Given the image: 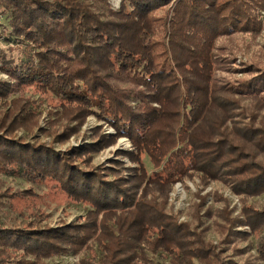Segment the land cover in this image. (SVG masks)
<instances>
[{
	"label": "trees",
	"instance_id": "obj_1",
	"mask_svg": "<svg viewBox=\"0 0 264 264\" xmlns=\"http://www.w3.org/2000/svg\"><path fill=\"white\" fill-rule=\"evenodd\" d=\"M226 1L121 0L112 10L107 0H0V41L19 49L17 57L7 59V49L0 48V70L9 78L0 79V100L16 81L21 87L32 82L63 102L90 104V111L114 126L115 138L127 137L148 160L141 159L126 177L112 170L110 178H102L88 164L80 168L71 161L104 147L106 135L96 134L63 154L23 146L8 137L20 129L15 116L25 106L1 108L0 168L12 165L3 169L14 179L53 177L73 199L90 206V216L101 219L37 228L0 218V264H41L61 249L77 254L71 245L86 251L78 264H264V208L230 218L219 248L210 250L200 235L166 213V191L156 189L160 182L172 186L185 172L210 177L216 175L210 169L228 168L237 175L255 173L248 187L233 184L252 202L264 193V167H252L245 157L230 158L233 139H262L250 119L233 127L243 113L222 115L234 103L231 96L264 91V68L249 63L244 68L253 73L250 78L237 86L219 82L217 40L257 28L255 12L249 14L242 0L223 6ZM160 7H167L162 30L154 26L155 20L164 21L153 14ZM112 80L133 82L148 96L118 92ZM217 108L221 116L211 117ZM157 161L162 169L152 167Z\"/></svg>",
	"mask_w": 264,
	"mask_h": 264
},
{
	"label": "rangeland",
	"instance_id": "obj_2",
	"mask_svg": "<svg viewBox=\"0 0 264 264\" xmlns=\"http://www.w3.org/2000/svg\"><path fill=\"white\" fill-rule=\"evenodd\" d=\"M233 1L235 0H227L223 6L232 4ZM106 3L112 10H117L121 5V0H107ZM261 3L262 0H242V5L247 7L249 14L252 11L255 12L256 30L224 36L215 43L214 52L218 67L216 76L219 82H229L228 84L232 83L233 86H237L243 80L250 78L253 73H248L247 69L244 68L249 63H254L257 68H264V9H261ZM166 9L167 7H160L153 11L154 16L164 17V21L155 20L154 26H157L158 30H162L165 24ZM9 45L12 44H4L0 41V48L7 49L8 54H10L7 55V59L12 56L17 57L19 55L17 45L10 46L8 50ZM252 70L255 71L256 69L253 68ZM0 79L8 80L9 78L6 73L0 70ZM10 82L13 84V89L8 90L7 96L0 100V109L8 107V110L10 108L17 110L20 106H25L26 109L23 110L22 115L16 113L17 121L21 122L19 124L20 129L16 130L15 133L9 132V142L23 146H37L36 148L48 147L54 152L63 154L72 147H78L86 141L94 140L96 134H104L106 135L104 147L90 155H85L86 157L72 158L71 161V166L80 167L81 165L85 167L88 164L87 169L93 168V170L100 171L102 178L112 170H115L116 175L123 174L126 177L131 169H135L139 165L141 159H144L145 162L148 161L144 152H140V148L138 149L130 139L127 137L115 138L114 126L109 124L100 115L101 113L90 111V104L83 106L77 103L63 102L56 98L52 92L47 93L44 88L32 82L23 87L18 85L16 81ZM112 82L116 85L118 92L123 90L136 96L140 94L148 96L143 87L133 82L116 80H112ZM254 95L231 96L230 100L234 103L228 107L222 116L232 117L243 113L242 120L232 121L233 127L236 128L248 123L250 119L251 126L255 128L254 131L261 132L262 139L260 137L258 142L247 136L242 142L236 138L233 139L231 146L234 152L230 156L233 160L236 157L237 159L245 157L246 160L253 162L252 167L257 165L256 168H259L264 167V98L262 97L264 91L256 93V97ZM27 101L28 103H26ZM235 105L239 109L230 111ZM91 109H93L92 106ZM209 115L213 118L220 117L221 110L217 108ZM214 121L212 120V123ZM206 132L212 134L209 131ZM161 153L162 151H160ZM249 154H251L250 159L246 157ZM83 158H87L88 161L81 162L84 160ZM7 164L4 163L2 167L14 168ZM228 164L229 162L225 165ZM117 166L122 167L116 169ZM162 166L163 164L159 167V161L152 164L154 168L159 167L158 170L162 169ZM3 168H0V170L2 169L0 172V218L7 223L27 225L30 222V225L37 228H55L70 226L75 222L85 220L98 221L101 219L99 215L90 216L89 211H87L90 206L85 202L82 203L73 199L53 177L29 174L27 179H14V176L10 175L11 173L6 174ZM211 170L212 174L216 175L206 177L200 172H185L180 178H176L172 186L169 187L167 182H160L156 185V189L166 191V201H163L162 204H165V210L169 216L177 223L189 227L191 230L188 229L189 232L200 235L203 238L202 245L204 247L218 249L220 240L226 233L227 226L225 225H231L230 218H244L245 209L253 212V209L264 208V193L255 196L252 202L246 193H240L239 189H235L239 187L237 185L235 187L233 184H243V182H246V187H248L250 177L255 174L252 170H250V174L243 173L241 175H237L236 170L228 168ZM224 172L226 173L224 174ZM237 172L239 171L237 170ZM244 228L248 234L251 233L248 226ZM238 236L240 234H234V237ZM238 240L233 239L232 243H237ZM199 245L201 246V244ZM204 247L201 246V248ZM69 250L77 252V254L68 253L61 249L59 252L56 251L55 254L39 261L41 264H78L81 263V258L86 256V251L82 247L71 245ZM17 256L23 257L20 252L17 253Z\"/></svg>",
	"mask_w": 264,
	"mask_h": 264
}]
</instances>
